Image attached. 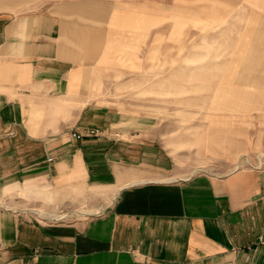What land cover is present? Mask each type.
Listing matches in <instances>:
<instances>
[{"label":"crops","instance_id":"0c3cea01","mask_svg":"<svg viewBox=\"0 0 264 264\" xmlns=\"http://www.w3.org/2000/svg\"><path fill=\"white\" fill-rule=\"evenodd\" d=\"M195 31L264 48V0H0V264H264V165L178 178L121 100L188 82Z\"/></svg>","mask_w":264,"mask_h":264},{"label":"rangeland","instance_id":"374dc122","mask_svg":"<svg viewBox=\"0 0 264 264\" xmlns=\"http://www.w3.org/2000/svg\"><path fill=\"white\" fill-rule=\"evenodd\" d=\"M242 3L239 14L246 11ZM238 26L244 28V16H239ZM191 27L204 28L194 20ZM203 35L195 31L190 36L188 82L182 81L181 65L175 64L171 67L178 73L173 81H143L127 87L131 95L121 97L130 109L133 105L141 109L143 119L152 126L144 128L143 135L160 140L169 150L178 178L264 165V48H240L246 45L244 32L238 34V48H214V42L204 41ZM235 59L237 64L225 63ZM230 68L236 71L230 74ZM165 69L158 66L159 77L165 76ZM151 88L157 89V95ZM137 89L141 90L133 94ZM35 210L38 216L58 220L94 212Z\"/></svg>","mask_w":264,"mask_h":264},{"label":"built area","instance_id":"2783aa9c","mask_svg":"<svg viewBox=\"0 0 264 264\" xmlns=\"http://www.w3.org/2000/svg\"><path fill=\"white\" fill-rule=\"evenodd\" d=\"M91 133H92V134H96L97 131H96V130H91ZM74 136H75L76 138H80V137H81L80 134H74Z\"/></svg>","mask_w":264,"mask_h":264},{"label":"bare ground","instance_id":"6f19581e","mask_svg":"<svg viewBox=\"0 0 264 264\" xmlns=\"http://www.w3.org/2000/svg\"><path fill=\"white\" fill-rule=\"evenodd\" d=\"M34 211V210H33Z\"/></svg>","mask_w":264,"mask_h":264}]
</instances>
